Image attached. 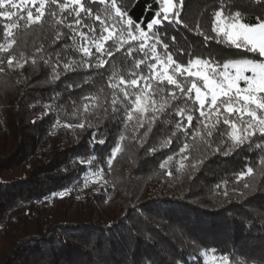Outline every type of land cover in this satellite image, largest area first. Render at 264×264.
<instances>
[{
	"label": "trees",
	"instance_id": "1",
	"mask_svg": "<svg viewBox=\"0 0 264 264\" xmlns=\"http://www.w3.org/2000/svg\"><path fill=\"white\" fill-rule=\"evenodd\" d=\"M223 2L184 0L181 18L188 26L165 21L160 27L169 51L186 45L219 49L214 42L205 46L195 27L200 24L210 31L213 12ZM125 3L128 14L142 21L145 30L160 11V0ZM45 7L41 26L14 30L15 54L23 52L28 63L23 69L0 72V264H204L200 253L208 248H216L217 255H229L232 264L239 260L264 264V165L259 163L264 150H246L244 146L226 157L209 156L194 170L191 165L202 155L196 151L200 143L197 137L195 141L189 139V158L180 169L183 131L174 127L179 117H170L171 123L161 117L144 140L139 135L144 129L133 131L130 124L125 130L119 120H113L114 115L122 118V112L110 111L113 89L108 86L109 77L116 71L130 78L131 61L122 63V53L105 57L109 62L102 68L64 73L61 64L57 71L62 74L53 80L55 57L44 64L49 53L60 51L62 60L79 59L81 54L64 48L73 43L71 31L63 24L56 25V18L48 15L47 9L55 6L49 3ZM91 7L95 11L99 5ZM234 7L247 13L252 23L256 22L253 17L264 14V4L251 0H235ZM29 8L35 14V8L28 4L18 14L26 15ZM84 23L99 26L91 18H85ZM57 30L64 35L53 43ZM2 33L0 25V38ZM41 47L43 52L38 53ZM223 55L240 58L251 54L225 49ZM33 57L35 66L31 64ZM179 59L186 62L187 56ZM145 70L141 65L140 71ZM69 83L74 85L71 89ZM89 94L99 96L109 112L102 120L89 116L93 126L85 121L84 130L65 128L66 123L84 119L82 109L74 112L82 97ZM171 103L175 107L181 101ZM97 111L103 113V108ZM102 131L105 143L93 142V133L98 140ZM173 131L172 143L162 147L164 135L171 136ZM121 133L125 135L123 141L119 140ZM253 141L264 143V138L253 137ZM117 143L121 152L109 167L107 158ZM153 146L155 152L150 150ZM168 155L173 160L160 169ZM248 166L253 167V174L238 180ZM97 168L104 173L99 183L92 177ZM245 182L249 189L243 188ZM252 188L255 191H250ZM65 190L69 195L64 198L53 195ZM240 192L245 195L240 196Z\"/></svg>",
	"mask_w": 264,
	"mask_h": 264
},
{
	"label": "snow or ice",
	"instance_id": "2",
	"mask_svg": "<svg viewBox=\"0 0 264 264\" xmlns=\"http://www.w3.org/2000/svg\"><path fill=\"white\" fill-rule=\"evenodd\" d=\"M251 2L264 4V0ZM49 3L55 6L47 9L48 15L56 18L55 24H63L71 31L73 43L71 46L64 45V48L71 47L81 54L79 59L62 60L60 51L49 53V59H44V64L48 65L51 58L55 57L51 66L53 80L60 78L62 73L57 69L61 64L64 73L102 68L109 62L105 57L111 58L116 53H122L119 58L122 63L131 61V67L128 68L130 78L125 79L116 71L109 77L108 86L113 89L110 111L113 114L122 112V118L114 115L113 120H119L125 130L130 124L133 131L144 129L139 134L144 140L161 117L168 123L172 122L170 117H179L174 127L177 131H183L182 146L178 152L180 169L185 168L184 161L189 158L186 154L190 147L189 139L195 141L197 137L200 143L196 151L202 155L191 165L194 170L204 165L209 156L220 154L226 157L244 146H247L246 150L253 147L264 150V143L253 141V137L258 140L264 138V14L253 17L256 22L252 23L247 13L234 7L235 0H224L219 10L213 12L210 31L204 30L200 24L195 27L197 34L203 37L205 46L214 42L220 45L219 49L209 46L205 50L204 47L197 49L186 45L169 51V44L161 39L163 34L160 27L165 21L188 26V21L181 18L184 0H160V11L147 23L146 30L141 26L142 21L137 22L128 14L125 0H0V25L3 29L0 54H7L6 57L0 56V72L23 69L28 63L23 52L19 56L15 54L13 46L17 44V33L14 30L41 26L46 13L45 6ZM25 4L34 7L35 14L32 8L27 10L26 15L18 14ZM92 4H98L99 7L94 11ZM65 12L67 16L60 15ZM69 17L72 18L71 22L65 23ZM85 18L98 21V28L94 23H84ZM85 28L87 31L83 30ZM62 35L57 30L53 43L59 41ZM171 40L175 41L176 37H171ZM158 46H161V50H158ZM225 49L241 50L251 55L240 58L225 56ZM36 51L43 52V48ZM181 55L187 56L186 62L179 59ZM31 64H37L35 57L31 59ZM141 65L145 66V71H140ZM73 86L71 83L67 85L69 89ZM75 86L79 87L78 84ZM172 101L181 103L173 107ZM90 108L93 111L90 112ZM99 108H103V113L97 111ZM169 108L171 112H166ZM81 109L84 119L75 124L66 123L65 128L84 130L85 121L89 127L93 126L89 116L95 115L98 120H102L109 112V108L101 104L100 97L92 94L82 97L81 105L75 108L74 115ZM194 112L199 115L194 116ZM175 135L176 131L171 136L165 134L161 146L170 145ZM99 136L97 140L96 133H93V142L104 144L105 132H100ZM124 139L125 135L121 133L119 140ZM150 150L155 152L156 147ZM120 152L121 147L117 143L107 158L109 167ZM172 160L173 156L168 155L159 168L165 169ZM259 163L264 165V159L259 160ZM253 171V167H246L239 173L238 180L251 176ZM167 174L172 175L171 171ZM92 177L96 178L97 183L104 180L103 169L94 170ZM87 186L88 180H85L84 187ZM243 188L249 189L250 186L245 182ZM250 191H255V188ZM53 195L64 198L69 195V191ZM224 195L228 196V192L224 191ZM244 195V192H240V196ZM200 255L205 257L204 264H232L229 255H217L216 248H208ZM238 264H245V261L239 260Z\"/></svg>",
	"mask_w": 264,
	"mask_h": 264
}]
</instances>
